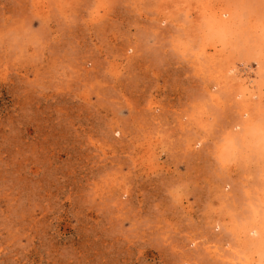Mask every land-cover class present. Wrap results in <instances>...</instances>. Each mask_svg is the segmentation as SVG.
Here are the masks:
<instances>
[{"label":"rangeland","instance_id":"374dc122","mask_svg":"<svg viewBox=\"0 0 264 264\" xmlns=\"http://www.w3.org/2000/svg\"><path fill=\"white\" fill-rule=\"evenodd\" d=\"M258 250L264 0H0V264Z\"/></svg>","mask_w":264,"mask_h":264},{"label":"bare ground","instance_id":"6f19581e","mask_svg":"<svg viewBox=\"0 0 264 264\" xmlns=\"http://www.w3.org/2000/svg\"><path fill=\"white\" fill-rule=\"evenodd\" d=\"M218 10H220V11L216 15V19L213 22L214 24L212 23L211 36L213 38L226 36V32L228 33V31H229V30L227 31V29L231 28V27L228 28L229 24L233 20V14L232 13H230L229 11H224V10L222 11L221 9H218ZM230 31H232V30H230ZM222 38H224V37H222ZM207 53H208V51L206 49H203V55L202 54L201 55L206 56ZM241 76H242V73H241ZM241 76H240V74L237 73L234 77V80H236L240 83L243 94L245 96H247L249 98V100H252L253 98H257L259 96L258 92H260V90H261L260 84L256 82V79H253L251 77H247L246 79H242ZM245 114H246V112H245ZM245 116H247V115H245ZM252 140H253V138H252ZM260 226H262V225H260ZM249 234L257 235L258 230L256 228H252L249 230ZM255 258L257 259V261L260 264H262L264 262L263 252L261 250H258L255 254ZM251 260L252 259L247 260L249 264L253 263V261H251Z\"/></svg>","mask_w":264,"mask_h":264}]
</instances>
